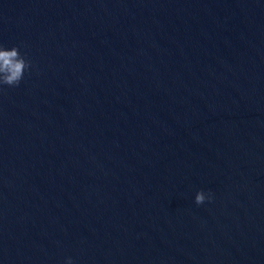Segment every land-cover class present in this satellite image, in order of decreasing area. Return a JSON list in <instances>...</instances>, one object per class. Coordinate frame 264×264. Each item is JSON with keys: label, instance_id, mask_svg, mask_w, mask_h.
Segmentation results:
<instances>
[{"label": "water", "instance_id": "95a60500", "mask_svg": "<svg viewBox=\"0 0 264 264\" xmlns=\"http://www.w3.org/2000/svg\"><path fill=\"white\" fill-rule=\"evenodd\" d=\"M0 45V264H264V0H0Z\"/></svg>", "mask_w": 264, "mask_h": 264}, {"label": "clouds", "instance_id": "9594fccd", "mask_svg": "<svg viewBox=\"0 0 264 264\" xmlns=\"http://www.w3.org/2000/svg\"><path fill=\"white\" fill-rule=\"evenodd\" d=\"M32 67L31 61L22 55L18 46L11 48L0 45V89L2 86H18L26 71ZM210 194L201 189L195 196L197 205L203 204L206 199H211ZM67 264H73L72 258L67 259Z\"/></svg>", "mask_w": 264, "mask_h": 264}]
</instances>
